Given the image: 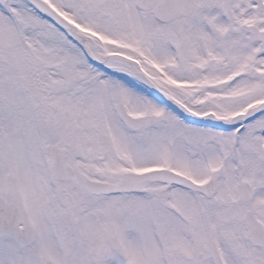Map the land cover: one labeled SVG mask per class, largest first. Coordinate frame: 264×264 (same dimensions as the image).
<instances>
[{"label":"snow or ice","instance_id":"snow-or-ice-1","mask_svg":"<svg viewBox=\"0 0 264 264\" xmlns=\"http://www.w3.org/2000/svg\"><path fill=\"white\" fill-rule=\"evenodd\" d=\"M0 264H264V0H0Z\"/></svg>","mask_w":264,"mask_h":264}]
</instances>
